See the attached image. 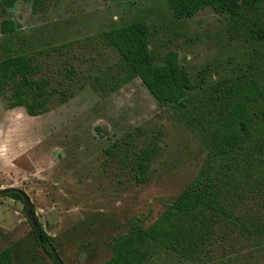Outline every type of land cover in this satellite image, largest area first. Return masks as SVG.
Masks as SVG:
<instances>
[{
    "label": "rangeland",
    "instance_id": "374dc122",
    "mask_svg": "<svg viewBox=\"0 0 264 264\" xmlns=\"http://www.w3.org/2000/svg\"><path fill=\"white\" fill-rule=\"evenodd\" d=\"M5 19L14 28L0 29V58L31 55L38 76L47 77L55 92L48 111L36 116L22 107L8 109L0 95V188L28 195L64 264H100L129 219L148 226L199 173L212 131L206 120L210 86L249 74V65L261 67L263 49L231 39L224 14L205 7L176 18L167 0H16L11 6L0 0V25ZM138 20L149 25L154 62L172 50L187 71L193 88L184 106L158 102L137 77L112 87L121 75L120 57L90 39ZM258 134L263 126L236 155L241 169L213 162L231 217L221 215L215 224L207 259L157 263L264 264V162L243 161ZM127 136L129 150L106 152ZM144 146L156 148L146 179L137 182L133 152ZM31 231L23 202L0 195V250L14 246L15 264H54Z\"/></svg>",
    "mask_w": 264,
    "mask_h": 264
},
{
    "label": "trees",
    "instance_id": "16d2710c",
    "mask_svg": "<svg viewBox=\"0 0 264 264\" xmlns=\"http://www.w3.org/2000/svg\"><path fill=\"white\" fill-rule=\"evenodd\" d=\"M1 1L11 6L16 0ZM37 1L34 0V4ZM167 5L176 18L192 16L205 7L224 14L231 39L244 38L263 49L257 57L262 65L258 68L249 65V74L217 81L210 86L212 95L206 120L211 122H207V128L212 131L207 159L199 173L148 226L142 227L137 218L129 219L126 231L109 241L110 256L100 264H159L158 261L167 257L204 262L212 236L217 232L215 224L221 215L231 217L224 208L225 183L213 162L220 159L227 169H241L242 163L236 155L246 149L257 129L264 127V0H167ZM13 28L11 20L1 22L2 33H9ZM149 31V25L138 20L105 29L91 37L90 44H105L118 53L121 75L113 81V88L137 77L158 102L182 107L189 101L193 83L179 63L176 52L169 50L161 63L154 62ZM39 72L40 67L31 55L10 54L0 58V95H6L8 109L23 107L29 116L48 111L55 89H49V79L38 76ZM263 138L264 134H258L252 145L253 151L247 153L244 163L251 160L264 162ZM130 144L127 136L123 142L115 141L109 145L106 152L112 154L114 149L121 148L129 150ZM155 148L144 146L133 152L137 182L146 179L148 162L152 160ZM246 174L250 175V171ZM20 190L13 188L2 196L22 201ZM35 220L37 231L32 228V235L52 257L49 246H53V236L36 217ZM0 264H15L14 246L0 250Z\"/></svg>",
    "mask_w": 264,
    "mask_h": 264
},
{
    "label": "water",
    "instance_id": "95a60500",
    "mask_svg": "<svg viewBox=\"0 0 264 264\" xmlns=\"http://www.w3.org/2000/svg\"><path fill=\"white\" fill-rule=\"evenodd\" d=\"M12 189H13L12 187L0 188V195H3L6 192H9ZM19 193H20V195L22 197V202H23V205H24V211H25L26 218L29 221V223L32 225L33 229L35 231H37V223H36V220H35V212L30 207V205H31L30 198L28 197V195L24 191L20 190ZM50 251H51L53 259L58 264H64L63 260L61 259V257L57 253V251L52 246H50Z\"/></svg>",
    "mask_w": 264,
    "mask_h": 264
},
{
    "label": "flooded vegetation",
    "instance_id": "af4514ba",
    "mask_svg": "<svg viewBox=\"0 0 264 264\" xmlns=\"http://www.w3.org/2000/svg\"><path fill=\"white\" fill-rule=\"evenodd\" d=\"M23 108V107H22ZM24 109V108H23ZM22 191V190H21ZM32 226V225H31ZM33 228V227H32ZM53 247V246H52ZM49 248H50V246H49ZM54 248V247H53Z\"/></svg>",
    "mask_w": 264,
    "mask_h": 264
}]
</instances>
